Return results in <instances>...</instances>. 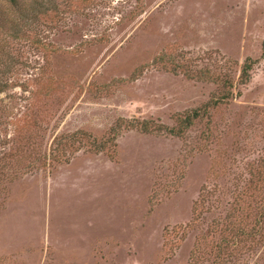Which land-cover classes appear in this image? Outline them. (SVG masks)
<instances>
[{
  "label": "rangeland",
  "instance_id": "obj_1",
  "mask_svg": "<svg viewBox=\"0 0 264 264\" xmlns=\"http://www.w3.org/2000/svg\"><path fill=\"white\" fill-rule=\"evenodd\" d=\"M18 1L0 0V162L13 170L26 160L5 153L76 129L118 134L107 151L81 145L4 187L0 264H191L198 251L210 264L234 177L264 157V0ZM166 50L181 68L154 63ZM246 58L241 95L183 136L123 122L176 126L217 88L189 74L237 80ZM236 258L264 264L262 246Z\"/></svg>",
  "mask_w": 264,
  "mask_h": 264
},
{
  "label": "trees",
  "instance_id": "obj_2",
  "mask_svg": "<svg viewBox=\"0 0 264 264\" xmlns=\"http://www.w3.org/2000/svg\"><path fill=\"white\" fill-rule=\"evenodd\" d=\"M11 5L18 6V0H7ZM1 22V21H0ZM0 25H2L0 23ZM262 55H264V45L262 46ZM174 59L172 53L168 50L162 51L153 59L154 63L163 64L170 61L172 71L181 68L180 64L172 61ZM255 59L246 58L237 80L228 78L227 76H210L207 70H200L195 74H189V77L197 79H211L217 86L216 91L212 93L209 99L200 106L187 110L182 118L176 122V126L166 128L164 126H150L148 120H136L134 118L123 119L126 127L129 129H138L142 132H154L156 129H164L169 134L181 137L185 131L190 128L195 120L201 118L210 119L212 109L221 104H226L234 97L241 95V86L248 83L251 78V71ZM165 65V64H163ZM166 67V66H165ZM167 68V67H166ZM18 126V130L14 131V140L22 137V130L28 129L33 125L31 121H26ZM118 130L111 128L109 136L106 138H97L95 135L85 132L82 129L56 134L49 145L48 149L32 150L23 152L22 149H15L13 152L5 153L6 158L10 159L13 155H19L20 159L25 162L17 161L16 167L9 170V162L6 164L0 162V196L6 192L4 188L8 183L14 180L19 173L25 174L33 170L45 169L51 164H56L65 160V156L74 148L86 145L93 152L107 151L111 146L114 147L115 137ZM29 137V136H28ZM27 137V139H28ZM14 141V142H15ZM19 142V141H18ZM27 152V153H26ZM3 153V154H4ZM8 156V157H7ZM3 157V156H2ZM34 158L30 162V159ZM37 163V164H36ZM258 168L253 173L250 172L249 178L241 176L234 177V198L232 211L219 220L221 229L220 236L212 249V260L210 264H230L236 260L238 256H246L253 252L257 246H262V259L264 258V157L257 165ZM5 168V169H4ZM204 198H202L203 201ZM201 199L195 204L193 211L198 216L203 206ZM205 241V240H203ZM200 239L195 245V249L200 248ZM202 252L198 251L196 255H192L191 264H200L204 259Z\"/></svg>",
  "mask_w": 264,
  "mask_h": 264
}]
</instances>
